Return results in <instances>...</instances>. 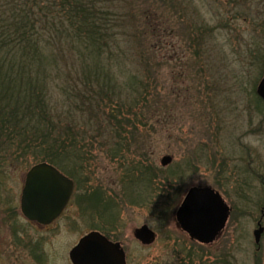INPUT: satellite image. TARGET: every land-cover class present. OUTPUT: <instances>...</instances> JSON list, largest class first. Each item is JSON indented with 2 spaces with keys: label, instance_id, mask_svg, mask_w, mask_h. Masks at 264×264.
Segmentation results:
<instances>
[{
  "label": "rangeland",
  "instance_id": "374dc122",
  "mask_svg": "<svg viewBox=\"0 0 264 264\" xmlns=\"http://www.w3.org/2000/svg\"><path fill=\"white\" fill-rule=\"evenodd\" d=\"M95 1L108 35L107 45L97 49L102 55L91 58L85 43L65 39L45 49L51 109L67 117L65 125L82 132L81 144L89 147L82 159L81 148L79 160L62 158L74 192L62 215L39 228L19 209L31 158L4 166L0 264H71L69 250L91 231L119 243L126 264H187L182 251L201 255L206 264H264V232L259 249L252 235L259 221L264 229V102L255 92L264 65V0ZM88 69L99 70L111 88L108 97L98 98L104 116H116L125 105L133 108L129 118L143 117L141 126L135 119L134 163L156 169L154 184L182 172L163 194L140 203L126 197L127 188L125 195L121 191L123 168L108 154L116 143L108 127L96 125L93 114L79 108V98H70ZM87 76L93 87L94 74ZM163 156L172 158L166 168L160 166ZM192 186L216 190L230 210L223 234L210 246L190 241L175 227L174 209ZM144 225L156 235L149 246L133 237Z\"/></svg>",
  "mask_w": 264,
  "mask_h": 264
},
{
  "label": "trees",
  "instance_id": "16d2710c",
  "mask_svg": "<svg viewBox=\"0 0 264 264\" xmlns=\"http://www.w3.org/2000/svg\"><path fill=\"white\" fill-rule=\"evenodd\" d=\"M104 15L95 0H0V170L11 165L13 159L31 158L32 164L47 162L64 173L62 158L68 156L77 160V149L81 148L84 153L89 148L81 144L85 142L80 136L82 132L76 133L73 127L68 128L65 125L67 117L57 109H51L49 74L44 66L50 56L46 55L45 49L53 40L56 46L58 42L61 45L62 39L71 43L78 41L90 48L91 58L94 53H99L94 55L97 58L102 55V50L97 49L103 48L108 41L107 28L103 27ZM84 71V82L71 89L70 98H79V108L93 114L96 125L108 127L110 141L116 142L108 146V154L123 168L121 191L124 193L127 188L131 195L126 197L135 198L140 203L150 200L155 193L151 191L153 183L159 181L157 171L149 163H134L135 157L130 154V147L136 143L138 134L135 119L141 126L143 117L133 113L129 118L133 108L127 110L125 105L120 106L116 116H104L105 106L98 98L108 97L112 93L111 88L105 84L106 79L99 77V70ZM87 74L95 76L93 87ZM82 151L79 159L85 155ZM177 171L162 180L169 183L182 173ZM136 184H140L139 188ZM90 190L101 204L100 190ZM182 254L183 261L187 260L189 264L194 259L196 264H203L198 254L184 251Z\"/></svg>",
  "mask_w": 264,
  "mask_h": 264
},
{
  "label": "water",
  "instance_id": "95a60500",
  "mask_svg": "<svg viewBox=\"0 0 264 264\" xmlns=\"http://www.w3.org/2000/svg\"><path fill=\"white\" fill-rule=\"evenodd\" d=\"M256 95L264 102L263 77L256 87ZM172 158L163 156L160 166L170 165ZM73 190V182L47 163L32 166L25 175L20 196V211L25 219L39 225H48L65 208ZM229 208L220 194L209 187H191L187 190L174 216L180 230L190 240L209 245L225 227ZM253 232L254 243L259 244L263 228L260 222ZM133 237L143 246L155 241V234L142 226L133 231ZM72 264H125V254L119 243H112L98 232L82 237L69 252Z\"/></svg>",
  "mask_w": 264,
  "mask_h": 264
},
{
  "label": "flooded vegetation",
  "instance_id": "af4514ba",
  "mask_svg": "<svg viewBox=\"0 0 264 264\" xmlns=\"http://www.w3.org/2000/svg\"><path fill=\"white\" fill-rule=\"evenodd\" d=\"M180 176V175H179ZM179 176H176V178L178 179V177ZM175 183H177V181H174ZM157 185V186H156ZM164 187H170V185H169V183L167 182V183H165L163 180L162 181H160L159 182V184H154L153 183V186H152V189H153V191H155V192H157L159 195H160V193H162L163 194V189H164ZM192 187H199V186H192ZM205 187H209V186H205ZM191 188V187H190ZM209 188H211V187H209ZM189 189V188H188ZM187 189V190H188ZM154 194H156V193H154ZM64 212V211H63ZM62 212V213H63ZM62 213H61V215H62ZM165 212H162V214H164ZM60 215V216H61ZM59 216V217H60ZM173 216H174V214H173ZM58 217V218H59ZM164 217H166V215L164 216ZM164 217H162V219H164ZM57 218V219H58ZM56 219V220H57ZM55 220V221H56ZM54 221V222H55ZM28 222V221H27ZM53 222V223H54ZM29 223H31V222H29ZM53 223H51V224H53ZM174 223H175V227L181 232V233H184V232H182L181 230H180V228L178 227V225H177V223H176V221H175V218H174ZM31 224H33L34 226H37V227H39V228H47V227H49L50 225H48V226H40V225H37L36 223H31ZM223 232H224V228L219 232V234H218V236L216 237V239L214 240V242L215 241H217L219 238H220V236L223 234ZM185 234V233H184ZM186 235V234H185ZM187 236V235H186ZM188 237V236H187ZM166 240H169L168 238H166ZM190 240V239H189ZM156 241V240H155ZM190 241H192V242H194V243H196V244H198V245H200V246H210V245H212L214 242H212L211 244H209V245H203V244H199V243H197V242H195V241H193V240H190ZM36 248V247H35ZM257 249H259V246L257 247ZM200 257L202 258V256L200 255ZM34 258L36 259V257L34 256ZM185 262H187L186 260H185ZM184 262V263H185ZM203 262V264H206L204 261H202ZM197 262H195V260H193V263L192 264H196ZM187 264H189L188 262H187Z\"/></svg>",
  "mask_w": 264,
  "mask_h": 264
}]
</instances>
